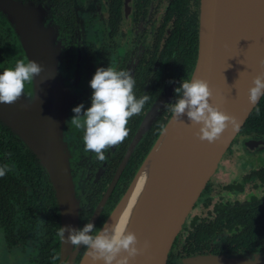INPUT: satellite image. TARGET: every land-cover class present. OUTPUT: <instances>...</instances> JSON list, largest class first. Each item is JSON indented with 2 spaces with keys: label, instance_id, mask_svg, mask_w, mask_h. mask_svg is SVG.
<instances>
[{
  "label": "flooded vegetation",
  "instance_id": "flooded-vegetation-1",
  "mask_svg": "<svg viewBox=\"0 0 264 264\" xmlns=\"http://www.w3.org/2000/svg\"><path fill=\"white\" fill-rule=\"evenodd\" d=\"M14 1L37 8L50 33L54 73L67 96L60 140L75 184L77 229L85 223L100 229L170 119L164 105L175 102L179 82L191 77L200 0ZM25 57L0 9V73ZM111 65L130 72L137 99L144 94L151 99L129 119L125 140L107 149L101 162L84 150L83 133L68 122L74 107H90L89 81L95 70ZM31 86L25 84L24 94ZM245 122L186 216L165 264H201L200 259L218 257L244 264L251 255L264 260V147L256 144L264 139V114ZM4 165L14 168L0 178V264H61L62 218L51 178L0 117V167ZM86 249L72 246V264L80 263Z\"/></svg>",
  "mask_w": 264,
  "mask_h": 264
},
{
  "label": "water",
  "instance_id": "water-1",
  "mask_svg": "<svg viewBox=\"0 0 264 264\" xmlns=\"http://www.w3.org/2000/svg\"><path fill=\"white\" fill-rule=\"evenodd\" d=\"M0 9L8 15L27 59L44 69L33 78L29 93L12 105H0V117L46 168L60 203L62 227L77 228L75 184L60 140L67 96L54 73L56 51L50 33L39 10L31 5L0 0ZM262 58L264 0H200L197 57L189 81L206 80L213 91L210 103L234 117L238 126L235 129L229 126L217 141L209 144L196 139L198 126H191L186 115L180 121L171 115L105 222L119 226L123 220L124 230L135 233L140 242L138 247L145 241L149 243L129 264L166 263L173 240L194 202L258 103H249L247 90L252 79L264 71L259 65ZM256 144L264 147V139ZM126 208L128 211L121 219ZM71 248L62 240L61 264H72ZM87 253L88 249L79 264H95ZM200 263L235 264L220 257L200 259Z\"/></svg>",
  "mask_w": 264,
  "mask_h": 264
},
{
  "label": "clouds",
  "instance_id": "clouds-1",
  "mask_svg": "<svg viewBox=\"0 0 264 264\" xmlns=\"http://www.w3.org/2000/svg\"><path fill=\"white\" fill-rule=\"evenodd\" d=\"M259 65L264 68V58L259 60ZM43 70L41 64L26 57L17 60L13 68L3 70L0 73V105L17 102L24 94L25 84L31 83ZM179 83L180 86L174 90L175 102L164 107L171 111L173 119L180 121L181 116L186 115L191 126H198V131L194 133L197 140L212 144L229 126L233 129L238 126L234 117L210 103L213 91L206 80L192 78ZM251 84L247 97L250 104H256L264 96V71L255 76ZM134 85L130 72L118 71L114 65L99 67L89 81L92 90L90 107L85 110L81 103L72 109L74 115L68 124L83 133L84 150L94 153L101 162L106 160L107 149L125 140L129 119L140 114L145 103L151 99L148 94L137 99ZM13 168L8 165L0 167V178ZM123 224V221L119 226L115 222L105 223L100 229H96L93 223H85L78 229L64 226L59 227L58 235L64 243L86 247L95 264L97 261L102 264H129V260L149 247V243L145 241L138 247L140 242L135 233L125 231ZM244 264H261L260 255L249 256Z\"/></svg>",
  "mask_w": 264,
  "mask_h": 264
},
{
  "label": "trees",
  "instance_id": "trees-1",
  "mask_svg": "<svg viewBox=\"0 0 264 264\" xmlns=\"http://www.w3.org/2000/svg\"><path fill=\"white\" fill-rule=\"evenodd\" d=\"M261 114H264V96L261 97L255 107L252 109L245 123L255 121Z\"/></svg>",
  "mask_w": 264,
  "mask_h": 264
},
{
  "label": "bare ground",
  "instance_id": "bare-ground-1",
  "mask_svg": "<svg viewBox=\"0 0 264 264\" xmlns=\"http://www.w3.org/2000/svg\"><path fill=\"white\" fill-rule=\"evenodd\" d=\"M128 206V205H127ZM126 206V207H127ZM125 212L123 213V215H122V217H121V219H123V217H125V215H126V212L128 211V208H126L125 210H124ZM123 221V220H122Z\"/></svg>",
  "mask_w": 264,
  "mask_h": 264
},
{
  "label": "rangeland",
  "instance_id": "rangeland-1",
  "mask_svg": "<svg viewBox=\"0 0 264 264\" xmlns=\"http://www.w3.org/2000/svg\"><path fill=\"white\" fill-rule=\"evenodd\" d=\"M262 161H264V159H262Z\"/></svg>",
  "mask_w": 264,
  "mask_h": 264
}]
</instances>
